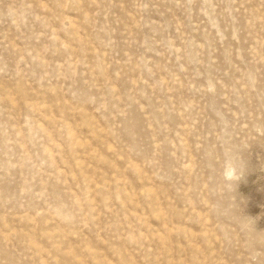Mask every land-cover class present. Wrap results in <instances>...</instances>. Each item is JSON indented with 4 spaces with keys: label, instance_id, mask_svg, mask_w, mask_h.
Wrapping results in <instances>:
<instances>
[{
    "label": "rangeland",
    "instance_id": "obj_1",
    "mask_svg": "<svg viewBox=\"0 0 264 264\" xmlns=\"http://www.w3.org/2000/svg\"><path fill=\"white\" fill-rule=\"evenodd\" d=\"M0 264H264V0H0Z\"/></svg>",
    "mask_w": 264,
    "mask_h": 264
},
{
    "label": "clouds",
    "instance_id": "obj_2",
    "mask_svg": "<svg viewBox=\"0 0 264 264\" xmlns=\"http://www.w3.org/2000/svg\"><path fill=\"white\" fill-rule=\"evenodd\" d=\"M222 175L227 181H232L239 178L234 158L226 156Z\"/></svg>",
    "mask_w": 264,
    "mask_h": 264
}]
</instances>
